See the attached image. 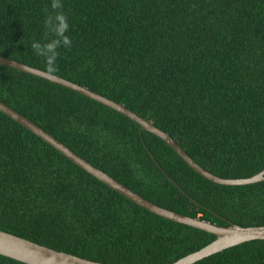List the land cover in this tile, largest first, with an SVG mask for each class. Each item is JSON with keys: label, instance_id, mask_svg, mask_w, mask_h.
<instances>
[{"label": "trees", "instance_id": "16d2710c", "mask_svg": "<svg viewBox=\"0 0 264 264\" xmlns=\"http://www.w3.org/2000/svg\"><path fill=\"white\" fill-rule=\"evenodd\" d=\"M0 0V55L124 104L210 172L264 170V0ZM68 19L55 70L32 48ZM0 100L147 199L220 225H264V181L223 185L78 91L0 64ZM0 229L108 264H172L216 239L140 206L0 111ZM0 264H27L0 254ZM194 264H264V239Z\"/></svg>", "mask_w": 264, "mask_h": 264}, {"label": "water", "instance_id": "95a60500", "mask_svg": "<svg viewBox=\"0 0 264 264\" xmlns=\"http://www.w3.org/2000/svg\"><path fill=\"white\" fill-rule=\"evenodd\" d=\"M0 64L11 66L18 70L31 73L55 83L61 84L119 111L120 113L139 123L142 130L150 131L158 137L162 138L194 170L215 183L223 185H243L264 181V170L247 178H227L218 176L210 172L209 170L201 166L198 162H196L169 133L155 125L152 121L131 110L124 104H121L114 99L91 90L86 86L80 85L60 75L51 73L41 68L34 67L32 65H28L26 63L14 60L3 55H0ZM0 111L4 112L15 121L31 130L33 133L41 137L66 157L71 159L78 166H80L117 192L123 194L133 202L167 219L190 225L192 227L202 229L216 235V239L210 244L206 245L200 250H197L180 258L172 264H194L199 260L211 256L214 253L223 251L231 246H235L253 239H264V225L246 227L240 226L238 224L220 225L208 220L200 219L198 217H191L182 213H178L174 210L163 207L147 199L119 180L115 179L110 174L75 152L64 142L38 125L35 121L20 113L2 100H0ZM0 254L25 262L27 264H108L80 257L66 251H61L51 246L40 244L38 242L26 239L22 236L1 229Z\"/></svg>", "mask_w": 264, "mask_h": 264}, {"label": "clouds", "instance_id": "9594fccd", "mask_svg": "<svg viewBox=\"0 0 264 264\" xmlns=\"http://www.w3.org/2000/svg\"><path fill=\"white\" fill-rule=\"evenodd\" d=\"M62 4L60 0H52L51 8L53 10L60 9ZM47 34L50 38L44 42L34 41L32 48L35 53L44 57L47 65L51 70H55V64L58 57V49L63 46L65 48L71 45V39L66 34L69 30L68 19L61 11H55L49 15L45 21Z\"/></svg>", "mask_w": 264, "mask_h": 264}]
</instances>
